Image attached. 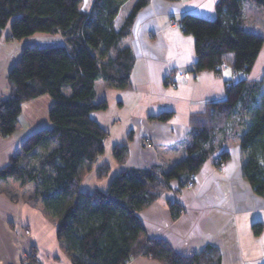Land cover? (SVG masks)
Here are the masks:
<instances>
[{"label":"trees","instance_id":"trees-1","mask_svg":"<svg viewBox=\"0 0 264 264\" xmlns=\"http://www.w3.org/2000/svg\"><path fill=\"white\" fill-rule=\"evenodd\" d=\"M127 1L90 0L84 8V0H0V31L8 27L11 39L36 33L62 38L61 45L24 47L8 73L9 93L0 99L1 137L16 130L24 102L48 95L52 103L49 125L20 143L0 168V181L11 178L21 188L33 187L31 197L40 201L42 212L55 225L59 247L71 264H127L137 256L162 264H221L215 246L181 255L162 239L148 237L137 214L171 190L172 181L174 193L186 188L211 157L225 162L229 153L220 149L222 141L230 139L244 154L243 178L264 198V72L259 80L248 78L264 37L246 29L243 17L245 4L264 9V0H217L212 18L181 16L182 31L195 41L191 71L220 73L217 67L227 64L236 76L225 81L223 99L189 116L191 133L184 156L167 170L121 168L106 190H81L80 176L105 151L106 131L91 117L107 107L105 100L96 101L95 81L116 89L131 86L134 56L122 41L149 0H135L116 29L115 18ZM170 116L162 111L150 118L167 121ZM129 139L131 132L112 147L118 165L127 160ZM109 170L108 163L99 165L96 178H105ZM168 206L173 217L179 215L176 203ZM262 227L254 222V235Z\"/></svg>","mask_w":264,"mask_h":264},{"label":"crops","instance_id":"crops-1","mask_svg":"<svg viewBox=\"0 0 264 264\" xmlns=\"http://www.w3.org/2000/svg\"><path fill=\"white\" fill-rule=\"evenodd\" d=\"M216 1L149 0L137 13L130 34L122 41L134 56L130 88L116 89L102 80L95 81L96 101L105 100L107 107L93 111L91 117L106 131L105 151L80 176L79 189L92 172L96 178L99 165L106 162L110 166L111 159L117 173L121 168L150 166L167 170L184 156L191 133L189 116L223 99L225 81L236 80V76L230 67L220 73H193L194 37L172 22H180L185 13L212 18ZM134 2L128 0L121 7L114 21L116 29ZM89 4L90 0H84V8ZM243 17L246 29L264 37V9L245 4ZM61 44L60 35H31L15 40L9 37L8 27L0 31V99L8 96L7 76L24 47ZM179 70L187 71V77L179 76ZM263 72L264 41L248 78L259 80ZM51 103L48 95H41L21 105L16 130L7 137L0 136V168L28 135L49 125ZM162 111L171 113L167 121L150 118ZM129 132L128 157L124 165H118L111 150L126 140ZM143 141L151 147H144ZM220 150L229 153L220 167L211 157L196 173L193 188L174 193L176 183L172 181L171 190L137 215L148 237L162 239L178 254L188 255L212 245L220 251L221 264H264V198L254 194L242 176L244 154L238 142L222 141ZM103 185L104 181L96 178L84 190H106ZM32 193L33 187L21 188L11 178L0 181V264H37L34 256L38 264H71L59 247L55 225L42 212L40 201L31 197ZM170 199L180 207L176 217L169 209ZM254 222L263 226L258 235L252 231ZM25 230L29 233L25 234ZM127 264L162 263L137 256Z\"/></svg>","mask_w":264,"mask_h":264},{"label":"built area","instance_id":"built-area-1","mask_svg":"<svg viewBox=\"0 0 264 264\" xmlns=\"http://www.w3.org/2000/svg\"><path fill=\"white\" fill-rule=\"evenodd\" d=\"M172 25H174V26H178L181 30H183V28L181 27L180 23L177 22V21H173V22H172ZM226 67H228L227 64H221V65H219L217 68H219V69H224V68H226ZM178 74H179V76H181V77H187L188 72H187V71H184V70H179V71H178ZM143 145H144V147H147V148H148V147H151V144H150L148 141H143ZM213 163H214L215 165L218 164V167H220V166L223 164V162L220 161V160L218 159L217 156L213 158ZM216 167H217V166H216ZM194 185H195V175L192 176V178H191V180L188 182L186 188H193ZM169 201H170V202H173L174 200H173V199H170ZM28 233H29V231H28V230H25V234H28Z\"/></svg>","mask_w":264,"mask_h":264},{"label":"rangeland","instance_id":"rangeland-1","mask_svg":"<svg viewBox=\"0 0 264 264\" xmlns=\"http://www.w3.org/2000/svg\"><path fill=\"white\" fill-rule=\"evenodd\" d=\"M125 9H126V7L122 10V14L125 12ZM33 35H48V34H45V33H36V34H33ZM264 90V89H263ZM29 136V135H28ZM111 159V158H110ZM110 161V160H109ZM105 163V162H104ZM114 163V162H113ZM110 170H109V173L107 174V176L105 177V178H103V179H101V180H99V181H104V187L106 188V186H108V183H109V181H110V179L114 176V174H116L115 173V171H114V164H112V159H111V161H110ZM98 180V179H97ZM85 182L83 183L84 185H82L81 187H80V189L81 190H84L85 188H88L89 186H90V184L93 182V181H96V178H95V173L94 172H92V174L90 175V176H88L87 178H86V180H84ZM100 183V182H99ZM107 184V185H106ZM86 186H88V187H86ZM98 186H102V185H99L98 184ZM88 191H92V190H88ZM34 259H35V256H34ZM33 259V261H35L37 264H38V262L36 261V260H34Z\"/></svg>","mask_w":264,"mask_h":264}]
</instances>
